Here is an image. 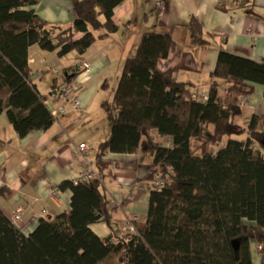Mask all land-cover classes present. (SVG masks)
Returning <instances> with one entry per match:
<instances>
[{
    "label": "trees",
    "instance_id": "trees-1",
    "mask_svg": "<svg viewBox=\"0 0 264 264\" xmlns=\"http://www.w3.org/2000/svg\"><path fill=\"white\" fill-rule=\"evenodd\" d=\"M124 1L78 0L65 28L24 9L39 0H0V116L19 137L55 122L33 83L30 49L38 45L59 58L85 54L118 31L113 14ZM189 32L190 46L211 44L195 17ZM171 44L170 36L144 34L113 98L102 104L111 139L98 157L145 148L152 158L146 224L122 232L111 215L107 175L98 170L89 183L63 182L58 189L72 192L69 212L43 217L29 235L0 208V264H253L252 242L264 255V116L252 115L246 127L238 123L241 99L254 84L264 87V60L221 51L207 101L186 100V85L157 68ZM153 132L171 137L172 148L154 143ZM97 223L109 227L108 238L91 231Z\"/></svg>",
    "mask_w": 264,
    "mask_h": 264
},
{
    "label": "crops",
    "instance_id": "crops-1",
    "mask_svg": "<svg viewBox=\"0 0 264 264\" xmlns=\"http://www.w3.org/2000/svg\"><path fill=\"white\" fill-rule=\"evenodd\" d=\"M77 2L39 0L24 9L33 10L48 23L67 28L73 23ZM160 3L163 8H159ZM192 17L201 22L210 45L190 46ZM113 21L118 31L96 40L83 55L72 52L59 58L56 52L43 51L38 45L30 49L33 83L46 96V105L55 117L50 129L19 137L7 115L0 116V189L5 191L0 195V208L25 235L32 233L43 217L69 212L72 192L60 191L61 200L56 203L51 200L49 189L72 181L82 172L77 152L83 143L90 148L87 160L92 168L107 175L105 183L114 222L120 227L137 216L138 226L146 224L151 195L148 177L153 171L146 149L129 155L108 153L98 157L100 145L111 139L102 104L113 98L124 62L135 55L144 34L171 37L169 55L157 68L162 73L170 72L175 81L186 85V100L208 95L221 51L256 62L264 60V0H125L115 9ZM100 34L95 32L96 37ZM83 63L91 66L89 74L79 73L78 66ZM59 77L83 88L80 106L59 94ZM241 108L243 115L238 123L243 127L252 115L264 116V87L254 84L253 92L241 99ZM152 136L154 143L172 148L171 137H160L156 132ZM17 212L21 219L14 222ZM90 229L101 239L111 235L104 223L93 224ZM250 252L253 264H264L256 242L250 244Z\"/></svg>",
    "mask_w": 264,
    "mask_h": 264
},
{
    "label": "built area",
    "instance_id": "built-area-1",
    "mask_svg": "<svg viewBox=\"0 0 264 264\" xmlns=\"http://www.w3.org/2000/svg\"><path fill=\"white\" fill-rule=\"evenodd\" d=\"M159 8H163L162 3L158 4ZM78 71L81 75H86L91 72V66L88 63H83L82 65L78 66ZM63 79L64 76L63 74L60 75ZM59 77L58 80V92L59 94L65 98L72 100L73 103L76 106H80L81 101H80V93L83 90L81 86H73L72 84H69L65 80H62V78ZM202 101H207V95H198L196 96ZM90 151L89 146L86 143L80 144L78 146V157L81 160L83 170L82 172L72 180V182L77 185L79 183H89L95 178L98 177L97 172L92 168L90 165L89 161L87 160V154ZM163 183L162 182H157L156 186L162 187ZM49 195L51 200H53L56 203H59L61 200L60 196V190L58 188H51L49 189ZM21 219V214L19 212L15 213L13 215V220L14 222H17ZM139 222V218L137 216H134L132 219L127 220L124 224L121 226V230L124 234L127 233H136V224ZM260 249V247H259Z\"/></svg>",
    "mask_w": 264,
    "mask_h": 264
},
{
    "label": "rangeland",
    "instance_id": "rangeland-1",
    "mask_svg": "<svg viewBox=\"0 0 264 264\" xmlns=\"http://www.w3.org/2000/svg\"><path fill=\"white\" fill-rule=\"evenodd\" d=\"M107 94L109 95V94H110V92H107ZM241 138H243V136H241Z\"/></svg>",
    "mask_w": 264,
    "mask_h": 264
}]
</instances>
